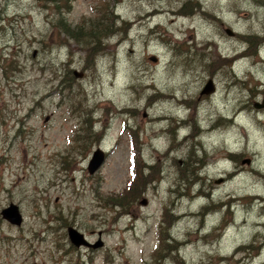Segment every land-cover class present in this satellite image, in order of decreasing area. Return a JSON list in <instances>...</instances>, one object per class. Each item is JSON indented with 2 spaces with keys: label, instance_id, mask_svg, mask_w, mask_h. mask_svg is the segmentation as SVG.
<instances>
[{
  "label": "rangeland",
  "instance_id": "obj_1",
  "mask_svg": "<svg viewBox=\"0 0 264 264\" xmlns=\"http://www.w3.org/2000/svg\"><path fill=\"white\" fill-rule=\"evenodd\" d=\"M43 4L0 0V264H264V0Z\"/></svg>",
  "mask_w": 264,
  "mask_h": 264
},
{
  "label": "trees",
  "instance_id": "obj_2",
  "mask_svg": "<svg viewBox=\"0 0 264 264\" xmlns=\"http://www.w3.org/2000/svg\"><path fill=\"white\" fill-rule=\"evenodd\" d=\"M39 3L41 4V2H46L47 3V7H45V5L43 4V8L45 9V12H50L52 13V15L56 16V25L55 27L58 29V31L60 33H62L63 35H67L68 37H70L71 39L77 41L78 43L84 42L86 46H97L100 42L102 38L101 35L103 33H106L105 35L107 36V31L110 29V26L108 25H103L102 27L100 26L101 24L97 23V24H91V23H82L80 25L75 26V28L70 29V26L67 24L66 20L63 17V12H61V7L59 8V2L63 1V0H38ZM67 1V0H66ZM95 12V11H93ZM103 19H107V18H103ZM50 23L52 21H49ZM101 27V28H100ZM250 37V36H248ZM248 37H245L246 39H248ZM252 40L247 41L248 43H251L252 41H254V36ZM133 139V138H131ZM134 140V139H133ZM133 151L135 150V146H131ZM231 156V155H230ZM136 157L137 155L133 153L132 155V159L130 162V166H131V174L133 175V180L131 182H129V184L126 187V192H131L134 183L137 181L139 175H141V169L137 166V161H136ZM136 191H132L129 195L134 194ZM169 241L171 242L172 240L166 238L165 239V243ZM161 242V240L159 241L158 238V244ZM157 248V247H156Z\"/></svg>",
  "mask_w": 264,
  "mask_h": 264
},
{
  "label": "water",
  "instance_id": "obj_3",
  "mask_svg": "<svg viewBox=\"0 0 264 264\" xmlns=\"http://www.w3.org/2000/svg\"><path fill=\"white\" fill-rule=\"evenodd\" d=\"M228 35L231 34V32L227 31ZM155 61V59H154ZM74 75L76 78H81L83 76V73H78V72H74ZM214 91V86H213V82L211 80H209L205 87L202 89L201 91V95L203 94H211ZM254 108L255 109H263L264 108V98L262 99V101L260 103H254ZM104 152L97 148L91 156V159L88 163L87 166V171L90 175L94 174L99 167L103 164L104 162ZM145 204V202H144ZM0 216L3 220H5L6 222H8L10 225L19 227L21 226L22 222H23V218L21 213L19 212V209L16 205L10 203L6 208H3L0 211ZM67 237L69 242L75 247V248H81V247H85V248H98L100 246H102V242L101 239L99 238L97 240V242L95 244H90L89 242H87L86 238L84 237V235L82 233H80L79 231H77L75 228L73 227H68L67 228Z\"/></svg>",
  "mask_w": 264,
  "mask_h": 264
},
{
  "label": "bare ground",
  "instance_id": "obj_4",
  "mask_svg": "<svg viewBox=\"0 0 264 264\" xmlns=\"http://www.w3.org/2000/svg\"><path fill=\"white\" fill-rule=\"evenodd\" d=\"M201 93V92H200ZM203 95H206V94H203ZM209 95V94H208ZM200 96H201V94H200ZM264 98V97H263ZM175 101H177V100H175ZM180 100H178L177 101V103L179 102ZM184 102H187V99H183V100H181L179 103L180 104H184ZM179 105V104H178ZM177 124H178V126H179V128H181V127H183V126H185L184 124L183 125H180L179 124V122L177 121ZM188 126V125H187ZM229 154H231L230 152H228ZM89 174V173H88ZM90 175V174H89ZM93 175V174H92ZM199 177V176H198Z\"/></svg>",
  "mask_w": 264,
  "mask_h": 264
}]
</instances>
